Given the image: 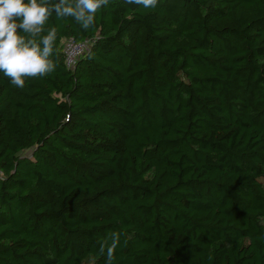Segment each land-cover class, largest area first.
<instances>
[{"label": "trees", "instance_id": "16d2710c", "mask_svg": "<svg viewBox=\"0 0 264 264\" xmlns=\"http://www.w3.org/2000/svg\"><path fill=\"white\" fill-rule=\"evenodd\" d=\"M50 27L54 72L0 73V264H264V0Z\"/></svg>", "mask_w": 264, "mask_h": 264}, {"label": "clouds", "instance_id": "9594fccd", "mask_svg": "<svg viewBox=\"0 0 264 264\" xmlns=\"http://www.w3.org/2000/svg\"><path fill=\"white\" fill-rule=\"evenodd\" d=\"M111 0H0V73L16 88L23 89L26 79L44 77L55 71L57 29L45 30L53 16L71 18L84 30L95 25L98 10ZM126 4L155 9L158 0H124ZM43 34L42 33H45ZM120 233L114 232L111 243H101L99 252L106 264H113Z\"/></svg>", "mask_w": 264, "mask_h": 264}, {"label": "built area", "instance_id": "2783aa9c", "mask_svg": "<svg viewBox=\"0 0 264 264\" xmlns=\"http://www.w3.org/2000/svg\"><path fill=\"white\" fill-rule=\"evenodd\" d=\"M88 46V41H76L72 37L65 38L62 41L61 51L66 67L71 68L76 59L85 51ZM0 171V176H1Z\"/></svg>", "mask_w": 264, "mask_h": 264}]
</instances>
